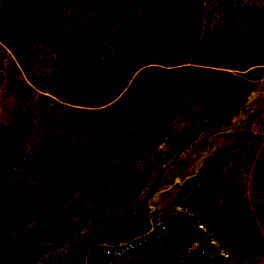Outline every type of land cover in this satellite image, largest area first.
Segmentation results:
<instances>
[{
	"label": "rangeland",
	"instance_id": "1",
	"mask_svg": "<svg viewBox=\"0 0 264 264\" xmlns=\"http://www.w3.org/2000/svg\"><path fill=\"white\" fill-rule=\"evenodd\" d=\"M0 264H264V0H0Z\"/></svg>",
	"mask_w": 264,
	"mask_h": 264
},
{
	"label": "trees",
	"instance_id": "2",
	"mask_svg": "<svg viewBox=\"0 0 264 264\" xmlns=\"http://www.w3.org/2000/svg\"><path fill=\"white\" fill-rule=\"evenodd\" d=\"M114 250H116L118 252L111 253L110 256H109L110 259L122 257L123 255H126L127 253L130 254V251H132V249L129 246L128 247L123 246V247H120V248H117V249H114ZM135 250H138V248L135 249ZM121 251H124L125 253L124 254H119V253H122Z\"/></svg>",
	"mask_w": 264,
	"mask_h": 264
}]
</instances>
